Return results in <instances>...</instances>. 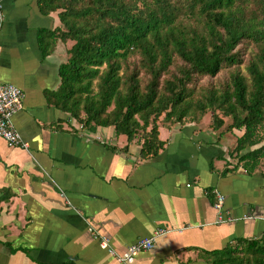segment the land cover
Here are the masks:
<instances>
[{
    "label": "crops",
    "instance_id": "0c3cea01",
    "mask_svg": "<svg viewBox=\"0 0 264 264\" xmlns=\"http://www.w3.org/2000/svg\"><path fill=\"white\" fill-rule=\"evenodd\" d=\"M56 28L39 0H0V84L24 94L12 124L27 145L0 138V264H118L89 228L118 254L166 232L134 264H210L207 253L264 237V159L248 170L230 156L243 131L161 127L163 148L144 159L137 138L81 128L49 96L71 46Z\"/></svg>",
    "mask_w": 264,
    "mask_h": 264
},
{
    "label": "trees",
    "instance_id": "16d2710c",
    "mask_svg": "<svg viewBox=\"0 0 264 264\" xmlns=\"http://www.w3.org/2000/svg\"><path fill=\"white\" fill-rule=\"evenodd\" d=\"M58 12L53 40L71 43L58 69L56 108L83 129L112 127L141 158L163 148L159 129L231 120L243 134L233 154L245 169L264 148V0H39ZM223 82L215 79L231 69ZM248 149L247 152L242 153ZM210 264H264V237L238 240L207 253Z\"/></svg>",
    "mask_w": 264,
    "mask_h": 264
},
{
    "label": "built area",
    "instance_id": "2783aa9c",
    "mask_svg": "<svg viewBox=\"0 0 264 264\" xmlns=\"http://www.w3.org/2000/svg\"><path fill=\"white\" fill-rule=\"evenodd\" d=\"M23 100L24 94L20 89L11 84H0V138L4 140L8 147L27 149V145L22 141L12 124L13 116L23 107ZM222 204L223 197L217 194L214 208L218 213V223L224 221L221 216ZM88 231L98 241L100 248L115 258L118 264H134L138 254L150 251L153 248L154 239L166 233L157 231L154 238L138 240L129 245L124 252L118 254L110 248L105 237L99 236L91 228Z\"/></svg>",
    "mask_w": 264,
    "mask_h": 264
},
{
    "label": "rangeland",
    "instance_id": "374dc122",
    "mask_svg": "<svg viewBox=\"0 0 264 264\" xmlns=\"http://www.w3.org/2000/svg\"><path fill=\"white\" fill-rule=\"evenodd\" d=\"M233 71V68H231V69H225V70H222L217 76H216V78L215 79H209V78H205V79H203L202 81H201V83L202 84H206L207 82H213V83H218V82H223L225 79H227L228 78V75H229V73L230 72H232ZM163 119L162 118H160L159 119V121H158V124H169V122L168 121H162ZM210 120H211V113L210 112H208L206 115H205V117L203 118V120L201 121V125H206V127L207 128H209V124H210ZM225 120V125H226V127L225 128H227L230 124H231V120L230 119H224ZM165 125V126H166ZM179 125V124H178ZM224 125V126H225ZM136 138L138 139L139 137L138 136H136ZM139 140V139H138Z\"/></svg>",
    "mask_w": 264,
    "mask_h": 264
}]
</instances>
